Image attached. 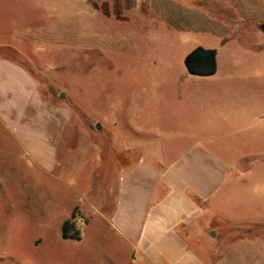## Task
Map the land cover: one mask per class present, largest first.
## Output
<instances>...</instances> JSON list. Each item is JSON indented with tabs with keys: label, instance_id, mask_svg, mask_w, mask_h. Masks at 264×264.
I'll list each match as a JSON object with an SVG mask.
<instances>
[{
	"label": "rangeland",
	"instance_id": "1",
	"mask_svg": "<svg viewBox=\"0 0 264 264\" xmlns=\"http://www.w3.org/2000/svg\"><path fill=\"white\" fill-rule=\"evenodd\" d=\"M108 2L0 0V57L24 65L52 103L63 101L72 115L67 129L77 127L80 133H65L59 140L77 145L64 179L33 167L14 174L13 184L0 174V264H91L88 253L94 241L108 248L94 233L105 226L98 216L89 219L90 232L84 222L73 220L79 239L62 238L59 222L69 219L73 196L82 204L90 195L92 171L100 182L115 178L114 164L123 165L122 156H111L109 138L148 147L158 154L160 166L201 145L231 165L234 189L227 208L264 219V38L252 44L254 52L229 41L231 54L219 56L214 76L192 77L185 75L183 59L196 38L150 33L147 26L125 27L129 13L111 14ZM87 147L100 149V155L83 153ZM15 157L23 167L28 165L22 155ZM76 176L82 194L75 197L68 181ZM23 179L33 183L38 196L52 198L44 214L32 216L21 207ZM202 221L211 228L219 222ZM251 233V242L229 250L231 264H264V227ZM36 236L42 240L40 248L33 246Z\"/></svg>",
	"mask_w": 264,
	"mask_h": 264
},
{
	"label": "crops",
	"instance_id": "2",
	"mask_svg": "<svg viewBox=\"0 0 264 264\" xmlns=\"http://www.w3.org/2000/svg\"><path fill=\"white\" fill-rule=\"evenodd\" d=\"M107 5L111 14L118 10L129 13L124 17L125 27L147 26L150 33L196 38L183 59L184 73L192 77L214 76L219 56L231 54L226 49L229 41H237L245 52H254L252 44L264 38L260 26L264 24V0H109ZM239 21L244 23L240 27ZM248 23L256 25L249 27ZM197 47L216 51L213 75L200 77L187 72L184 60ZM71 118L63 101L54 104L41 94L25 66L0 57V127L4 130L0 133V174L4 181L13 184L14 174L21 176L22 170L32 167L48 175L61 174L64 179L77 145L65 146L59 140L65 133L68 137L80 135L77 127V132L75 127L67 129ZM113 140L109 138L111 156L118 154L124 161L123 165L114 164L117 175L99 182L92 171L90 195L83 197L82 204L73 196L68 210V218L75 212L74 219L84 222L89 232L93 229L90 218L98 216L105 224L94 233L98 240L107 241L108 248L94 241L88 253L91 264L100 258L104 264H229L231 247L251 242V229L264 227L263 218L236 215L227 208L232 202L229 193L234 181L226 159L194 145L167 166H160L158 154L151 153L148 147ZM82 152L94 154L95 158L100 155L97 148L87 147ZM19 154L27 166L16 161ZM77 178L68 181L71 188L67 186L75 197L82 194ZM22 186L24 201L20 205L24 212L32 216L44 214L46 202L52 198L40 193L38 196L28 180L23 179ZM55 197L58 200V195ZM204 217L219 221L217 227H212L214 231L210 232V225H203ZM65 220L67 217L59 222L60 233ZM61 237L64 238L62 234ZM228 238L229 242L224 243ZM217 239L224 244H214ZM41 241L36 236L33 246L40 248Z\"/></svg>",
	"mask_w": 264,
	"mask_h": 264
},
{
	"label": "water",
	"instance_id": "3",
	"mask_svg": "<svg viewBox=\"0 0 264 264\" xmlns=\"http://www.w3.org/2000/svg\"><path fill=\"white\" fill-rule=\"evenodd\" d=\"M262 31L264 33V25L262 26ZM215 56V50L197 47L186 56L184 66L190 75L200 77L211 76L216 71ZM96 127L99 128V125Z\"/></svg>",
	"mask_w": 264,
	"mask_h": 264
},
{
	"label": "trees",
	"instance_id": "4",
	"mask_svg": "<svg viewBox=\"0 0 264 264\" xmlns=\"http://www.w3.org/2000/svg\"><path fill=\"white\" fill-rule=\"evenodd\" d=\"M4 58H6V57H4ZM8 59H10V58H8ZM11 60H13V59H11ZM13 61H15V60H13ZM73 220H74V215L72 213L71 217L63 222L62 227H61V234L64 238H75V239L80 238L78 230L75 229V225H74Z\"/></svg>",
	"mask_w": 264,
	"mask_h": 264
}]
</instances>
